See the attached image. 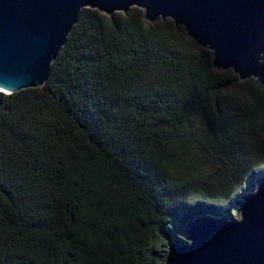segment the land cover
<instances>
[{"label": "trees", "instance_id": "trees-1", "mask_svg": "<svg viewBox=\"0 0 264 264\" xmlns=\"http://www.w3.org/2000/svg\"><path fill=\"white\" fill-rule=\"evenodd\" d=\"M263 168L264 62L240 80L171 19L82 9L45 85L0 92V264H166Z\"/></svg>", "mask_w": 264, "mask_h": 264}, {"label": "water", "instance_id": "water-1", "mask_svg": "<svg viewBox=\"0 0 264 264\" xmlns=\"http://www.w3.org/2000/svg\"><path fill=\"white\" fill-rule=\"evenodd\" d=\"M144 11L171 19L212 52L217 70L257 78L264 61V0H0V92L11 95L47 82L82 9L106 15ZM255 190L236 200L241 218L194 216L184 239L169 238L166 264H264V170Z\"/></svg>", "mask_w": 264, "mask_h": 264}, {"label": "rangeland", "instance_id": "rangeland-1", "mask_svg": "<svg viewBox=\"0 0 264 264\" xmlns=\"http://www.w3.org/2000/svg\"><path fill=\"white\" fill-rule=\"evenodd\" d=\"M263 170H264V168H263ZM254 190H255V182L253 183V186L251 188L244 186L242 188V190L239 192V194L231 200V202L226 203L225 205L218 207L219 211L221 212L220 214L223 216H226L225 213H227V216H230V217L235 218V219H240L241 218V211L236 205V200L239 198H242V195L245 192L254 191ZM221 215H219V216H221ZM203 216H208V215H203ZM188 224H189V222L185 225L184 231L186 230Z\"/></svg>", "mask_w": 264, "mask_h": 264}]
</instances>
